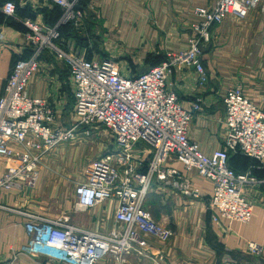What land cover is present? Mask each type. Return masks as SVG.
<instances>
[{"label": "built area", "instance_id": "1", "mask_svg": "<svg viewBox=\"0 0 264 264\" xmlns=\"http://www.w3.org/2000/svg\"><path fill=\"white\" fill-rule=\"evenodd\" d=\"M26 4L30 0H19ZM63 12L53 25L30 18L22 20L27 28L31 55L13 65L0 95V175L1 192L36 187L44 155L60 142L75 139L78 125L103 124L115 138L116 149L97 158L87 181L78 184L77 208L86 210L108 200H116L114 227L100 234L71 223L69 216L50 218L19 210L24 218L28 251L66 264H96L111 255L120 263L128 255L147 256L150 238L167 242L174 230L158 223L146 207L154 182L168 183L184 195H198L192 178L168 165L181 162L186 172L212 183L209 208L213 220L229 225L248 223L254 216V205L245 194L247 188H258L264 180L248 170L237 173L229 165L230 154L240 153L264 163V110L248 98L240 85L230 88L224 98L226 137L224 145L211 155L188 137L194 112L186 109L169 82L173 68L193 67L201 83L207 73L202 56L209 43L212 28L226 18L245 19L262 8L264 0H216L211 6L196 7L198 20L192 23L189 48L169 53L167 58L135 76L120 72L111 59L88 61L69 53L58 39L60 27L67 23L81 25L79 6L82 0H51ZM0 10L16 16V0H0ZM51 49L68 68L75 95L77 122L68 127L56 124V111L44 98L26 92L31 76L40 67L41 55ZM139 143L150 148L144 158L136 148ZM255 255L263 247L249 243Z\"/></svg>", "mask_w": 264, "mask_h": 264}, {"label": "crops", "instance_id": "2", "mask_svg": "<svg viewBox=\"0 0 264 264\" xmlns=\"http://www.w3.org/2000/svg\"><path fill=\"white\" fill-rule=\"evenodd\" d=\"M215 1L85 0L87 5L84 11L87 13L86 10H90L89 21L95 24L96 37L100 39V43L127 46L121 53L118 49V55L113 59L120 64L133 62L131 66L135 72L131 70L127 74L132 76L146 70L152 59H156V62L163 61L166 54L187 49L191 36L190 24L198 20L196 7L211 6ZM61 14L62 9L51 0H30L26 4L16 0L14 17L7 16L0 10V95L15 62L31 54L25 33L27 29L22 20L30 18L53 25ZM258 15V11L253 10L245 19L228 17L212 28L213 41L218 48L202 56L209 76L206 83H201L196 70L188 66L175 68L169 78L186 109L191 110L196 100L200 99L201 107L194 112L188 137L198 143L207 155L224 145L227 130L223 98L230 88L241 84L244 93L264 110L261 101L264 87H261L263 82H258V74L254 73L252 67L244 66L237 73L231 71L234 70L233 66H230L231 70L228 66L232 58L235 61L244 60L246 45L251 41L250 32L262 27ZM69 26L75 29L73 24ZM67 31V28L63 29L66 35H70ZM235 35L240 37L237 39L246 49L239 56L232 52L236 44H226V39L232 40ZM221 45L226 49L224 52L219 50ZM41 61L40 72L31 76L26 91L30 96L47 99L61 112L65 107L64 98L68 87L65 83V68L53 56ZM120 72L126 74L123 70ZM252 85L259 87L255 89ZM136 148L144 158H149V146L139 143ZM48 155L43 156L41 169ZM249 161H252L248 165L253 166L252 174L264 180V163L253 158ZM244 163L245 160L235 163L239 172L248 171L249 168H244ZM168 165L189 175L198 195H184L171 184L155 181L153 190L147 197L146 207L158 223L173 228L175 233L167 242L150 238L147 256L132 253L123 264H264V183L258 188L245 190L246 196L254 204L251 221L229 225L223 220L214 221L212 218L214 213L209 208V201L213 186L210 181L198 176L195 171L186 172L181 162L173 161ZM3 170L4 165L0 163V175ZM47 184L43 177L36 189L22 188L1 192V201L8 208H0V264H66L31 254L26 246L28 237L24 218L19 210H24L25 206L36 207L39 198L43 200L42 203L51 199L52 196L46 194L49 189ZM56 197L63 201V196ZM55 202L53 201L54 204ZM117 208L116 200H108L86 210L74 206L71 208L69 205L67 210L57 215H47L55 217L68 213L74 225L105 233L115 225ZM250 242L262 246V254L253 255L249 250ZM112 257L105 256L96 264H120Z\"/></svg>", "mask_w": 264, "mask_h": 264}, {"label": "rangeland", "instance_id": "3", "mask_svg": "<svg viewBox=\"0 0 264 264\" xmlns=\"http://www.w3.org/2000/svg\"><path fill=\"white\" fill-rule=\"evenodd\" d=\"M83 2L84 0L81 1L80 6H79V9L82 13V15L80 16L81 25L80 26L73 25L72 27H74L75 29H71V31L68 32L69 34H72V35L67 36L65 34V36L63 37L61 35L60 38L58 39V42H60L61 46H63L72 55L81 56L82 58L88 61H94V60L100 61L102 59L114 60L113 58H115V56L118 55L116 54L117 50L120 49V53H121L124 48H127V46L100 43V39L96 37L97 34L94 28L95 24L90 23L89 21V14H90L89 11L90 10H86L87 13H85L84 7H86L87 4ZM254 10H257L259 13L258 15L259 20L261 21L259 23L262 24V27H260L259 30H255V31L252 30L250 32L249 37H251L250 38L251 41L250 43L248 42V44L246 45L247 51H245L246 49L245 47H243V45H241V42L238 41L237 38H240V37H237L235 35L232 38V40H230V38L226 39L227 45H230L233 43L236 44L235 49L232 50L233 54H236L239 56V55H242L240 53L245 51L244 56H243L244 58L243 61L242 60L235 61L234 58L231 57L232 60H229L228 66H229V70H231L230 66H233L234 70H231V71L233 72L236 71L237 73L241 72L244 66L252 67L254 73L258 74L259 76L258 82H261V83L263 82V85L261 87H264V11L260 7ZM192 23L194 24V22ZM192 23L190 24L191 36L194 33L192 29ZM67 24H72V23H67ZM211 35H212V32H211ZM189 44H190V39H189ZM222 46L224 45H221L219 47V50L221 49L224 52V50L226 49L225 48L223 49ZM188 48H189V45L187 49ZM203 48H204L203 55L204 53H209L210 51L212 50L214 51L216 48H218L216 42L213 41V36L210 42L205 44ZM178 52H180V50ZM171 53H174V52H171ZM50 56H53L58 61H61L65 68L66 77H67L65 83L68 87H66V94L64 98V105H65L64 110L60 112L59 109H56L55 106L53 104L52 105L56 111V120H57L56 124H59L60 126H63V127H68L77 122V118L75 117L74 87H73L71 78L69 76L67 66L60 58L57 57L54 51H52L51 49H46L40 57L41 59L43 58L47 59ZM166 58H167V54L164 60ZM41 62L42 61L40 60V64ZM155 62H156V59L155 60L152 59L150 62H148L149 66L147 67L146 70L154 66L153 64ZM132 63L133 62L131 61H128L125 63L122 62L121 64L118 62L117 66L119 67L118 69L123 70L124 73H126L125 75H127V74H130L131 70L135 72V69L131 66ZM178 67H184V66H177L175 68H178ZM175 68H173L172 73ZM191 68L194 69L193 67ZM146 70H144L143 72H145ZM138 73H141V72H138ZM132 76H135V75H132ZM208 80H209V76L207 74V81ZM237 85H240L243 89V86L241 84H237ZM251 87L258 89L259 86L252 85ZM261 101L264 104V94L261 97ZM77 130L79 132V135L75 139L60 142L51 152H49V155L47 159L45 160L44 165L42 166V169L40 168L41 173H40V178L37 182V185L38 183H40V181L44 177L49 187L46 194H50L52 196L51 199H46L47 201L45 203H42L43 200L39 198L38 199L39 201L37 202L36 207L34 206L32 208H29L25 206L24 210L33 211L36 213L40 212L39 214H42L50 218H58L61 216H69L70 218V215L68 213L60 214L59 216H55V217L48 216V215H57L61 213L63 210H67L69 205L71 208L73 206L77 207L76 191L78 188V184L81 182L87 181L89 174L91 172L92 164L97 158L110 154V152H113V150H115L116 148L115 138H114L112 131L103 124H95L93 126H86L82 124V125L77 126ZM26 188L36 189V187H33V188L26 187ZM60 195L63 196V201H60L58 197H56ZM52 200L54 202L56 201L55 204L53 203ZM20 210L22 211L23 209H20ZM98 233L104 234V232H98ZM109 262L110 261H108V263Z\"/></svg>", "mask_w": 264, "mask_h": 264}, {"label": "trees", "instance_id": "4", "mask_svg": "<svg viewBox=\"0 0 264 264\" xmlns=\"http://www.w3.org/2000/svg\"><path fill=\"white\" fill-rule=\"evenodd\" d=\"M85 1V0H84ZM84 3V2H83ZM64 28H67L68 29V31L67 32H70L71 31V27L69 26V24H66V25H62L61 26V28H60V32H61V35H62V37L63 36H65V34L66 33H64L63 32V29ZM62 30V31H61ZM64 33V34H63ZM68 35V34H67ZM70 35H72V34H70ZM28 58V57H27ZM160 62H162V61H158V62H155L153 65H156V64H159ZM245 160V167L244 168H246L248 165H250L251 164V162L252 161H249L250 160V157L248 158V156H246V155H243V154H240V153H232V154H230V159H229V165H230V167L231 168H233L234 170H235V172H237V173H243V172H239L238 171V168L239 167H237V165L235 164L236 162H242V161H244ZM249 163V164H248ZM253 166L251 165V166H248L247 168H249V169H247V170H251V168H252ZM246 172V171H245Z\"/></svg>", "mask_w": 264, "mask_h": 264}]
</instances>
